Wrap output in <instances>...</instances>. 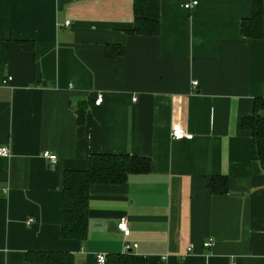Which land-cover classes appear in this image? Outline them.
I'll return each mask as SVG.
<instances>
[{
    "label": "crops",
    "instance_id": "1",
    "mask_svg": "<svg viewBox=\"0 0 264 264\" xmlns=\"http://www.w3.org/2000/svg\"><path fill=\"white\" fill-rule=\"evenodd\" d=\"M188 1L158 0V33L143 36L127 33L132 0H0V264H39L38 253L96 264L124 244L143 264H264V171L240 126L264 97V0L258 39L240 35L251 0ZM172 125L192 139L171 140ZM90 154L149 169L90 186L85 238L61 239L62 174Z\"/></svg>",
    "mask_w": 264,
    "mask_h": 264
},
{
    "label": "trees",
    "instance_id": "2",
    "mask_svg": "<svg viewBox=\"0 0 264 264\" xmlns=\"http://www.w3.org/2000/svg\"><path fill=\"white\" fill-rule=\"evenodd\" d=\"M252 13L241 22L240 35L258 39L261 36L262 0H251ZM133 24L127 31L132 35L154 36L158 33V0H132ZM105 48V57L120 55L122 49ZM240 126L250 134V157L264 171V97L252 100L251 115L241 119ZM149 169L148 159L120 155L90 154L87 169L65 171L62 174L60 219L58 234L61 239L82 241L86 235L87 196L92 185H119L130 175L143 174ZM212 194L226 192L223 177H211L208 184ZM38 256V257H37ZM39 264H72L65 253H38ZM144 259L130 252L106 259L105 264H143Z\"/></svg>",
    "mask_w": 264,
    "mask_h": 264
},
{
    "label": "built area",
    "instance_id": "3",
    "mask_svg": "<svg viewBox=\"0 0 264 264\" xmlns=\"http://www.w3.org/2000/svg\"><path fill=\"white\" fill-rule=\"evenodd\" d=\"M197 4L196 0H189L187 3L183 4L181 8L183 10H191L193 9ZM68 22L66 21L64 25L66 26ZM10 81V77H5L2 81V84L5 85L7 82ZM196 85V82H192L191 86L194 87ZM102 101L101 95H97L96 98L93 101V105H99ZM169 138L173 141H190L192 139V135L185 133L178 125H172L169 131ZM8 156V150L5 147L0 148V157H7ZM41 158L45 160L47 163H54L56 160V156L52 153H49L47 151H44L41 153ZM2 194H5V190H1ZM31 219H27L25 221V225H29L31 223ZM115 229L123 236L127 237L129 234V230L126 226V220L124 217H121L118 219L115 225ZM211 246V241L207 240L204 243H202L203 248H209ZM135 245H129L124 244L123 245V252L128 253L131 251L132 248H134ZM192 247L190 245L187 246L186 251H191ZM94 260L96 264H105V256L103 254H96L94 256Z\"/></svg>",
    "mask_w": 264,
    "mask_h": 264
}]
</instances>
